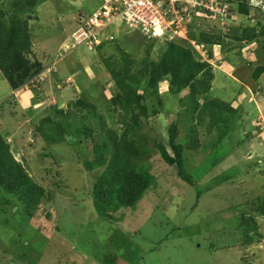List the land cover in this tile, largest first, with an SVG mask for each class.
Returning a JSON list of instances; mask_svg holds the SVG:
<instances>
[{"label": "rangeland", "instance_id": "rangeland-1", "mask_svg": "<svg viewBox=\"0 0 264 264\" xmlns=\"http://www.w3.org/2000/svg\"><path fill=\"white\" fill-rule=\"evenodd\" d=\"M36 2L0 0V35L5 38L11 20L25 23L29 47L20 56L33 74L22 85L14 76L18 87L13 90L0 72V138L21 165V179L30 180L22 192L0 188V264H264V215L256 210L264 198V71L252 78L255 69H264V39L233 38L264 27V0H246L247 15L237 4L222 2L224 11L215 16L193 13L187 34L178 36L166 30L147 39L116 19L97 29V45H75L72 33L106 0ZM200 33H215L222 42L204 44ZM169 43L209 65L208 96L228 105L235 117L218 142L222 127L212 124L210 113L199 116L197 108L181 105L188 90L174 96L168 82H160L157 96L145 101L149 118L140 117L143 127L137 132L149 149L142 164L154 183L135 209L106 210L102 218L92 189L99 183L105 188L106 165L85 167L93 160L94 140L60 135L47 126L42 131L40 122L84 99L121 134L120 125H112L119 120L120 109L113 104L119 91L102 60L119 62L129 55L140 61L149 50V61L157 64ZM146 84L144 78L139 94ZM202 99L196 98L198 109ZM71 111V120L81 124L85 112ZM171 127L193 187L160 159L157 144L172 155ZM42 134L62 140L47 142ZM251 171L255 181L246 176ZM243 229L249 230V242Z\"/></svg>", "mask_w": 264, "mask_h": 264}, {"label": "trees", "instance_id": "trees-1", "mask_svg": "<svg viewBox=\"0 0 264 264\" xmlns=\"http://www.w3.org/2000/svg\"><path fill=\"white\" fill-rule=\"evenodd\" d=\"M29 1L34 4L37 3L36 0ZM227 4H237L240 14H248L246 0H240V2L227 0ZM195 21L197 20L194 16L192 22ZM8 25L5 38L0 35V72L7 79L11 88L15 90L18 84L14 81V76L17 75L22 85L26 78L32 77L33 74H30L31 70L29 67L26 69L23 66L24 60L20 56L29 47L27 35L22 32L25 30V23L20 25L18 22L11 20ZM189 32L191 35V30ZM240 36H234L233 38L239 42L252 41L257 38L264 39V27L259 31L251 30L248 32L244 30ZM199 37V40L204 44L211 45L222 42V38L215 33H200ZM100 48L101 46L98 47V49ZM146 52L145 57L140 61L131 59L129 55H123L122 60L119 62L111 58L102 60L110 79L119 91V96L113 101V104L120 109L119 120L112 122V125L119 124L122 129L121 134L118 135L112 127L108 128L103 115L98 113L95 106L84 99L70 104V111L67 113L55 111L53 115L44 117L40 122L42 131L47 126L48 129L60 135L68 134V136L79 137L81 140H94L93 160L87 162L85 167L91 171L94 166L106 165L105 188L99 183L92 189V194L95 196L94 207L98 208V214L102 218H105L106 210L116 212L120 209H135L138 201L144 196L150 185L154 183V179L147 174L146 167L142 164L149 149L142 144L137 132L143 127L140 117L144 118L145 121L149 118L145 101L157 96V88L160 82H168L170 93L174 96H178L181 92L188 90L187 97L180 99L181 105L186 106L187 109L194 110V108H197L199 111H196V113L199 116L210 113L212 124L217 126V128L222 127V130L219 129L218 142L222 141L221 139L226 136L225 134L229 131V124L235 117L234 111L228 105L208 96L211 93L210 86L213 78L210 73V67L206 62L195 61L190 51L173 43L167 45L157 64L149 61V50ZM139 63H141V67L136 70ZM263 71V67H258L255 69L252 78L254 80L258 79ZM144 78H147V84L142 94H139L138 87ZM198 96L203 97V103L201 107L199 106V109V103L196 100ZM76 108L82 109L86 114L80 116L81 124L77 120H71V110ZM113 112L115 113L116 110H113ZM223 114L227 116L224 117ZM87 118L90 120L89 123L85 122ZM112 118L110 115L111 120ZM42 137L47 142L62 140L44 134H42ZM175 138L176 127H171L168 131V147L171 149L172 155H169L163 145L157 144L156 147L159 150L160 159L168 167L174 169L177 177L184 184L193 187V178L184 168L182 159L183 147L175 143ZM21 170V165L15 163L8 152L6 144L0 138V188L4 192L10 194L22 192L25 186L29 184L30 180L21 179ZM246 176L251 177L252 181L254 180L252 171L248 172ZM199 196V190H196V197L198 198ZM257 208V212L263 216L264 198ZM77 222L75 221L73 226L77 230H82L81 227H78L80 223ZM61 228L62 232H66V226L64 228L62 225ZM252 228L255 229L254 226ZM243 233L248 238L249 230L243 229ZM81 236L82 232L80 238ZM246 241L249 242V238Z\"/></svg>", "mask_w": 264, "mask_h": 264}, {"label": "built area", "instance_id": "built-area-1", "mask_svg": "<svg viewBox=\"0 0 264 264\" xmlns=\"http://www.w3.org/2000/svg\"><path fill=\"white\" fill-rule=\"evenodd\" d=\"M220 2L228 5L226 0H106L99 10L79 22L72 38L75 45H91L92 42L97 45L99 41L94 40L97 29L101 28L102 31L116 19L128 28L136 29L147 39L158 38L166 30L176 36L181 31L187 34L185 25L192 15H196L193 13L220 14L225 9ZM182 10H186V13ZM168 15L170 19H166Z\"/></svg>", "mask_w": 264, "mask_h": 264}]
</instances>
